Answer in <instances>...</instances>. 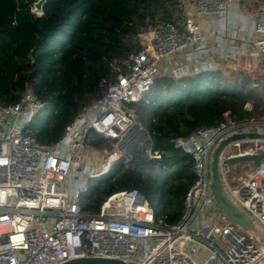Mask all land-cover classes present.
Returning <instances> with one entry per match:
<instances>
[{
  "label": "built area",
  "instance_id": "obj_1",
  "mask_svg": "<svg viewBox=\"0 0 264 264\" xmlns=\"http://www.w3.org/2000/svg\"><path fill=\"white\" fill-rule=\"evenodd\" d=\"M236 1L195 0L182 28L166 22L142 31L139 49L127 57V71L115 69V79L107 83L103 95L68 124L53 145L30 134L29 126L42 108L33 92L26 91L17 103L0 105V264H62L75 258L139 264H264V241L257 242L230 221L210 191L215 147L233 134L264 133V119L239 122L225 113L217 126L176 139L175 147L192 156L196 176L176 224L158 215L137 189L110 196L97 214L84 213L80 204L89 180L106 174L125 157L119 142L137 123L133 105L144 99L159 75L179 80L197 73L187 54L208 38L231 30L210 18L226 20ZM255 22L253 29L241 26L238 32L254 35L257 56L264 58V0ZM245 109L250 110L251 104ZM91 130L118 140L105 162L97 149L86 144ZM258 153L264 155V139L230 142L220 155V173L232 202L264 235V160L252 172L243 164L247 169L234 177V184L229 167L222 164L231 157Z\"/></svg>",
  "mask_w": 264,
  "mask_h": 264
},
{
  "label": "trees",
  "instance_id": "obj_2",
  "mask_svg": "<svg viewBox=\"0 0 264 264\" xmlns=\"http://www.w3.org/2000/svg\"><path fill=\"white\" fill-rule=\"evenodd\" d=\"M38 1L0 0V105L33 92L42 108L30 134L45 145L58 142L65 127L103 95L115 69L127 71V57L139 49L142 31L166 22L182 28L187 11L183 0H46L37 14ZM254 81L259 79L247 71L228 76L218 68L179 80L159 75L133 105L137 123L151 137L152 154L161 159L159 173L144 179L127 168L124 157L89 180L82 211L97 214L110 196L137 189L158 215L176 224L196 176L192 156L174 142L217 126L225 113L239 122L264 119V84L252 86ZM248 103L250 110L245 109ZM117 143L93 130L86 140L107 153Z\"/></svg>",
  "mask_w": 264,
  "mask_h": 264
},
{
  "label": "water",
  "instance_id": "obj_3",
  "mask_svg": "<svg viewBox=\"0 0 264 264\" xmlns=\"http://www.w3.org/2000/svg\"><path fill=\"white\" fill-rule=\"evenodd\" d=\"M46 0H39L34 5V9L37 13L41 14L43 5ZM31 58V54L28 55ZM34 62V61H33ZM246 138L252 139H264V133H237L228 136L221 140L215 147L211 154L210 162V175L211 185L210 191L213 199L221 210V212L232 222H234L240 229L246 233H253L259 239L264 241L263 233L257 228L252 219L245 215L240 209H238L228 196L220 173V155L222 150L230 142L235 140H241ZM133 144L131 149L128 148L129 144ZM131 144V145H132ZM135 147V148H134ZM119 150L125 154L126 165L130 171L140 172L143 174L144 179H153L160 171L161 159L159 156L152 154V140L148 132L143 129L138 123L120 140ZM130 150V152L128 151ZM264 155L258 154H246L231 157L222 161V164L230 167L235 164H246L248 172L257 170L262 161ZM62 264H139L137 262L126 263L122 260L110 259V258H75L68 260Z\"/></svg>",
  "mask_w": 264,
  "mask_h": 264
},
{
  "label": "rangeland",
  "instance_id": "obj_4",
  "mask_svg": "<svg viewBox=\"0 0 264 264\" xmlns=\"http://www.w3.org/2000/svg\"><path fill=\"white\" fill-rule=\"evenodd\" d=\"M194 1L195 0H183L181 4L186 8V10H188L193 7ZM259 1L260 0H246L242 3L239 0L238 3L242 6L245 5V9L252 12L254 11V8L259 7ZM231 36L234 39L237 38L236 36ZM254 48L247 46L245 43L237 44L236 41L232 45H226L224 35H217L215 37L208 38L205 42L199 44L197 48L193 49V56L190 61L189 59L187 61L190 65L191 61L192 64H195L196 72L205 71L209 68H218L228 76L232 74L237 76L239 72L247 71L259 79L258 82L254 81L252 83V86H254L259 83L263 84L262 75L264 73V58L262 56H257ZM201 61H205L206 65L201 66ZM97 152L102 161L105 162L109 153L100 150H97ZM246 169V166L243 164L231 165L228 171L231 183L234 184V177L240 175L242 172L246 171ZM249 235L254 237L257 242H261L255 234L249 233Z\"/></svg>",
  "mask_w": 264,
  "mask_h": 264
},
{
  "label": "crops",
  "instance_id": "obj_5",
  "mask_svg": "<svg viewBox=\"0 0 264 264\" xmlns=\"http://www.w3.org/2000/svg\"><path fill=\"white\" fill-rule=\"evenodd\" d=\"M239 0H237L234 4V6L231 8L229 15L227 17L226 20H219L218 17H211L210 21L213 22V24H217L218 26H222L223 23L225 25H227L228 27L231 28L230 31L226 32V34H224V39L226 41V45H232L233 43L237 44H241V43H245L247 44V46H251L252 48H254V38L255 36L253 35L252 37L248 36V35H241V33L238 32V29L242 26V27H247L249 29H253L255 27V13L257 11V9L259 8H254V11H249L246 8V6H242L238 3ZM242 6V7H241ZM260 6V5H259ZM209 20V19H208ZM236 28V29H235ZM237 30L236 31H234ZM236 36L237 38H232V36ZM255 49V48H254ZM193 52H189L186 56L187 60L189 59V61L191 60V57L193 56L192 54ZM191 65L193 66V70L196 72V67L195 64H192L191 61ZM210 69V68H209Z\"/></svg>",
  "mask_w": 264,
  "mask_h": 264
},
{
  "label": "bare ground",
  "instance_id": "obj_6",
  "mask_svg": "<svg viewBox=\"0 0 264 264\" xmlns=\"http://www.w3.org/2000/svg\"><path fill=\"white\" fill-rule=\"evenodd\" d=\"M131 144H132V142H131ZM131 144H129V146H128V148H132V147H130V146H133V144L131 145ZM135 148V147H134ZM132 150V149H131ZM129 152H130V150H128Z\"/></svg>",
  "mask_w": 264,
  "mask_h": 264
}]
</instances>
